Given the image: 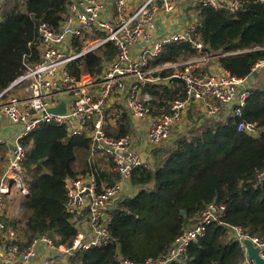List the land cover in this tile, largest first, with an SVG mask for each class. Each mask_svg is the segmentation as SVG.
Segmentation results:
<instances>
[{
  "label": "trees",
  "instance_id": "16d2710c",
  "mask_svg": "<svg viewBox=\"0 0 264 264\" xmlns=\"http://www.w3.org/2000/svg\"><path fill=\"white\" fill-rule=\"evenodd\" d=\"M0 2L1 93L24 72L23 55L38 61V25L58 27L69 0ZM195 11L199 22L196 38L204 52L216 55L218 66L232 75L248 76L264 56L259 50L264 47V5L248 3L236 12L210 7ZM115 53V47L107 44L70 63L69 72L75 79L94 78ZM192 56L194 50L189 45L175 43L163 48L150 66ZM169 75L167 70L159 74L162 78ZM145 90L152 95L150 109L156 113L181 98L184 88L175 80L171 89L148 85ZM108 113L105 130L109 137L118 138L130 131L122 106H114ZM242 119L255 123L258 134L238 132L232 118L224 123L207 119L189 134L174 137L169 146L156 149L150 168L141 166L133 171V195H124L109 212L113 242L76 250L70 264H143L156 260L191 224L192 216L211 203L224 205L226 214L190 243L184 264H239L242 254L228 226L264 237V176L257 180L264 173V72L255 75ZM22 143L27 149L22 166L28 194L21 200V219L12 218L8 223L19 236L15 243L26 247L34 238L46 236L55 246L70 249L77 229L66 210L65 181L88 170L89 140L86 136L69 137L63 126L47 123L37 126ZM82 160L84 170H75ZM109 171H99V180L108 185L118 179Z\"/></svg>",
  "mask_w": 264,
  "mask_h": 264
},
{
  "label": "built area",
  "instance_id": "2783aa9c",
  "mask_svg": "<svg viewBox=\"0 0 264 264\" xmlns=\"http://www.w3.org/2000/svg\"><path fill=\"white\" fill-rule=\"evenodd\" d=\"M248 3L264 5V0H69L58 27L47 23L38 25V61H30L29 54L23 55L24 72L0 93V122L5 118L19 129L10 143L0 139V148H5L0 172V234L14 238L6 227L5 199L12 193L22 198L28 194L22 166L27 149L22 140L37 126L54 123L63 126L69 137L86 136L90 143L89 168L65 181V206L77 229L72 247L55 246L46 236L34 238L26 247L11 242L5 247L0 264H27L39 244L65 254L70 260L78 249L113 242L108 228L109 212L126 195L133 171L141 166L151 167L136 148L138 132L132 124L150 117L142 133L146 143L144 151L168 141L171 134L183 126L189 111L194 113L190 117L192 121L198 120L195 116L221 123L232 118L238 132L258 134L257 125L244 121L242 114L255 75L264 72V56L246 77H236L222 68L207 70L206 66L216 60V55L204 52L203 44L196 38L198 19L196 16L193 19L186 9L210 7L236 12ZM1 10L0 2V14ZM179 13L185 19L184 25L172 33L158 35L159 21ZM175 43L189 45L194 56L154 68L150 66L163 48ZM107 44H112L116 53L104 63L100 74L80 79L70 74V63ZM259 50L264 51V47ZM165 70L170 75L160 77ZM175 80L183 84L182 97L153 113L155 111L150 109L152 95L146 87L163 85L171 89ZM115 100L120 102L132 123L130 131L118 138L109 137L105 130L108 111ZM61 103L63 114L49 112ZM100 164L108 165L109 172L117 174L118 179L109 185L99 180L103 166ZM263 176L264 173L259 174L257 180ZM225 214L224 205L209 204L192 216L191 224L162 257L148 259L143 264H184L190 243L202 237L207 226L220 221ZM228 228L242 254L239 264H254L248 258L245 242H250L264 259V237L247 234L239 226ZM44 264H50V260H45ZM120 264L133 263L121 261Z\"/></svg>",
  "mask_w": 264,
  "mask_h": 264
},
{
  "label": "crops",
  "instance_id": "0c3cea01",
  "mask_svg": "<svg viewBox=\"0 0 264 264\" xmlns=\"http://www.w3.org/2000/svg\"><path fill=\"white\" fill-rule=\"evenodd\" d=\"M188 12L190 13V11H188ZM175 22L179 23L180 26L178 28H180L182 25H184L185 19L180 15V13L176 17L174 14V16L161 19L159 21V24H158V30H157L158 35L162 36V35L168 33V31H167L168 26L167 25H170L172 23L174 24ZM206 68L209 71H215V70H218L220 67L218 66L216 61H213L208 66H206ZM112 105H113V107L114 106H118V107L122 106L120 104V102L117 100H115ZM155 111H157V110H155ZM190 112L191 111H189V113ZM153 113H155V112H153ZM149 120H150V117H146L141 121H138L134 124L131 123V124H132V127L138 132V135L136 137V142H135L136 148L139 151H141V156L144 159L145 163L148 162L151 164V163H153V156L151 154L153 152L144 151L146 143L143 139L144 137H142V133L145 131V129L149 123ZM129 123H130V120H129ZM131 124H130V129H131ZM199 125L200 124H198V126ZM7 129L11 130L10 133H8L6 131ZM18 130L19 129L17 127L10 125L8 120L4 118L0 122V139H2L3 141H5L8 144V143H10L12 138L17 134ZM0 151H1L0 152V172H1L2 160H3L5 148L1 147ZM150 161H152V162H150ZM109 168L110 167L108 165H103L101 167V171H105V170L109 171ZM129 190H130V193L128 192ZM133 193H134L133 188L131 187L130 183H128L126 194H133ZM11 200H13V199H11ZM9 220H10L9 218L7 220L5 218L7 231L12 232L14 234V238L13 239L8 238V235L6 233L0 234V257L2 256L4 249L8 244L11 242H15V240H17L19 238V236H17V234L13 230V228H11L8 225ZM45 260H50V264H70L69 259H67L65 254H59V253H56L54 251H50L43 244H39L37 246L35 255L30 259V261L27 264H44Z\"/></svg>",
  "mask_w": 264,
  "mask_h": 264
},
{
  "label": "rangeland",
  "instance_id": "374dc122",
  "mask_svg": "<svg viewBox=\"0 0 264 264\" xmlns=\"http://www.w3.org/2000/svg\"><path fill=\"white\" fill-rule=\"evenodd\" d=\"M182 1H184V0H182ZM190 1L192 2L193 0H190ZM181 5H183V3ZM187 11H190V13L193 15L191 17L194 19V16H196V11L194 10V8L192 6L191 7L189 6ZM167 26H168L167 31L172 33L174 31V29H178V27L180 25H179V23L175 22L174 24L172 23V24L167 25ZM84 80H87V78H84ZM193 115H194V113L190 112L187 115L186 121L183 123V126H181L182 128L178 132L172 131L173 133L171 134L168 141L160 144V146H158V147L156 146V147L152 148L150 150V152H154L156 149H158L162 146H169V144L174 139V137L176 138L179 136H184L186 134H189L191 131H194L195 129H197L198 124H201V122H202V124H204V122H206V119L200 118L198 116H195V118H197L198 120H196V121L190 120V117ZM6 131L8 133H10L11 130L7 129ZM89 154L87 157V164H88ZM151 154L153 156L154 153H151ZM150 162H152V161H150ZM153 162H154V157H153ZM152 164L153 163H151L150 165H152ZM102 165H104V164H100L99 166H102ZM84 168H85V161L82 160L77 165L75 170L82 171V170H84ZM131 195H133V194H131ZM11 199H13V200H11ZM21 200H22V197L19 194H15V193H12L11 195L6 197V199H5V212H6L5 218H6V220L8 218L9 219H11V218L21 219V216H22Z\"/></svg>",
  "mask_w": 264,
  "mask_h": 264
},
{
  "label": "water",
  "instance_id": "95a60500",
  "mask_svg": "<svg viewBox=\"0 0 264 264\" xmlns=\"http://www.w3.org/2000/svg\"><path fill=\"white\" fill-rule=\"evenodd\" d=\"M49 112H52V113H55V114H63L64 113V105H63V103H61V105L56 107V108L49 109ZM180 213L182 215H184V211H181ZM245 245H246L247 250H248V258L251 259L254 264H264V259H262L258 255L257 249L253 248V246L251 245L250 242H245Z\"/></svg>",
  "mask_w": 264,
  "mask_h": 264
}]
</instances>
